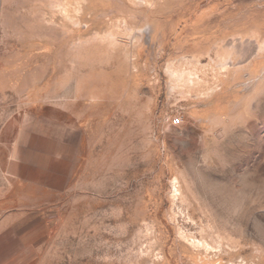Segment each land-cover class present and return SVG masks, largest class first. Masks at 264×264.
I'll list each match as a JSON object with an SVG mask.
<instances>
[{
	"label": "rangeland",
	"instance_id": "obj_1",
	"mask_svg": "<svg viewBox=\"0 0 264 264\" xmlns=\"http://www.w3.org/2000/svg\"><path fill=\"white\" fill-rule=\"evenodd\" d=\"M0 23L51 44L93 134L36 264H264V0H0ZM26 102L0 101V194Z\"/></svg>",
	"mask_w": 264,
	"mask_h": 264
},
{
	"label": "crops",
	"instance_id": "obj_2",
	"mask_svg": "<svg viewBox=\"0 0 264 264\" xmlns=\"http://www.w3.org/2000/svg\"><path fill=\"white\" fill-rule=\"evenodd\" d=\"M18 43L0 28V101H27L5 128L11 186L0 194V264H36L93 138L85 106L58 92L51 55L36 53L51 44Z\"/></svg>",
	"mask_w": 264,
	"mask_h": 264
},
{
	"label": "built area",
	"instance_id": "obj_3",
	"mask_svg": "<svg viewBox=\"0 0 264 264\" xmlns=\"http://www.w3.org/2000/svg\"><path fill=\"white\" fill-rule=\"evenodd\" d=\"M171 123L174 127H179L182 124V119L180 117H176Z\"/></svg>",
	"mask_w": 264,
	"mask_h": 264
}]
</instances>
